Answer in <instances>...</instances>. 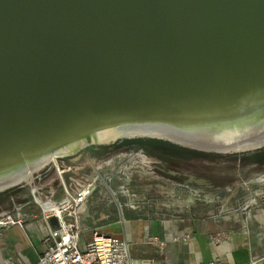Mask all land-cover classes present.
Segmentation results:
<instances>
[{"label":"water","instance_id":"95a60500","mask_svg":"<svg viewBox=\"0 0 264 264\" xmlns=\"http://www.w3.org/2000/svg\"><path fill=\"white\" fill-rule=\"evenodd\" d=\"M66 165L264 183V0H0V218Z\"/></svg>","mask_w":264,"mask_h":264},{"label":"crops","instance_id":"0c3cea01","mask_svg":"<svg viewBox=\"0 0 264 264\" xmlns=\"http://www.w3.org/2000/svg\"><path fill=\"white\" fill-rule=\"evenodd\" d=\"M64 183L72 192L80 190L70 180ZM251 184L264 188V183L259 182L234 186L223 196V206L216 213L185 211L166 216L126 210L122 215H113V211L90 209V215L100 216L98 221L104 216L114 217L108 222L88 221L81 247L90 240V231L97 229L124 239L132 264H202L212 260L223 264H264V207L242 209ZM53 191V198L59 200L62 194L55 189L50 193ZM24 213L29 218L23 228L0 229V264H35L41 255L46 227L39 208L26 205ZM152 238L161 244L150 242Z\"/></svg>","mask_w":264,"mask_h":264},{"label":"built area","instance_id":"2783aa9c","mask_svg":"<svg viewBox=\"0 0 264 264\" xmlns=\"http://www.w3.org/2000/svg\"><path fill=\"white\" fill-rule=\"evenodd\" d=\"M71 166L55 169L60 178L62 197L54 199L56 192L40 195V189L31 190V200L23 202L11 213L0 218V229L17 226L23 228L29 216L24 213V207L32 204L39 208V216L45 223L46 233L43 236V250L35 264H132L127 242L117 236L90 231V240L81 247L85 232L86 218L91 217L88 201L92 197L99 180V176L89 179L78 192H72L63 181V174ZM111 191V189H110ZM113 194V192L111 191ZM249 200L242 206L243 210L264 207V188L251 191ZM122 208V206H121ZM55 218L57 225L49 220ZM152 243L161 244L157 238ZM202 264H223L212 260Z\"/></svg>","mask_w":264,"mask_h":264},{"label":"rangeland","instance_id":"374dc122","mask_svg":"<svg viewBox=\"0 0 264 264\" xmlns=\"http://www.w3.org/2000/svg\"><path fill=\"white\" fill-rule=\"evenodd\" d=\"M65 167H62L61 169ZM53 172L59 181V185L54 189L62 194V189L60 188V178L55 169ZM65 176L62 177L64 181L70 180V182L78 188L82 187V185H84L89 179L99 176L96 190L88 201L89 208L93 211L95 210L96 212L99 210H108L113 211V215H117V213L122 215L126 212V210H133L137 213L151 212L156 213L157 215L165 214L166 216H178L179 213L185 211H190L191 213L200 211L204 214H209L210 212L216 213L223 206V204H221L223 197L221 199L190 197L189 195L163 183L160 184L147 178L144 179L135 175H125L119 173L77 175L71 168L67 171ZM249 186V194L244 198V200H249L248 197L250 196L251 191L258 189V187L255 188L252 184ZM44 194L45 193L40 190V195ZM113 215L112 217H114ZM112 217L104 216L98 221L100 216L96 218V216L94 217L91 215V217L86 218V220L87 222L94 221L96 223L101 221L108 222V220L112 219Z\"/></svg>","mask_w":264,"mask_h":264}]
</instances>
